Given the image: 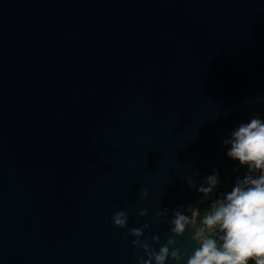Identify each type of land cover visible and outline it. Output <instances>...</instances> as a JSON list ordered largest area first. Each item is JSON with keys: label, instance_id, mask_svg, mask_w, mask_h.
<instances>
[{"label": "water", "instance_id": "water-1", "mask_svg": "<svg viewBox=\"0 0 264 264\" xmlns=\"http://www.w3.org/2000/svg\"><path fill=\"white\" fill-rule=\"evenodd\" d=\"M253 115L264 0H0V264H138Z\"/></svg>", "mask_w": 264, "mask_h": 264}, {"label": "clouds", "instance_id": "clouds-1", "mask_svg": "<svg viewBox=\"0 0 264 264\" xmlns=\"http://www.w3.org/2000/svg\"><path fill=\"white\" fill-rule=\"evenodd\" d=\"M223 144L227 156L247 169L244 176L237 177L231 189L212 199L203 211L192 205L172 210L163 244L159 234L145 235L151 227L148 223L128 229L125 239L134 237L133 247L144 253L137 256L138 264H183L186 254L177 245L189 229L196 247L187 255L186 264H264V119L253 115L241 122ZM219 183V172L205 177L198 187L203 199H209ZM141 195L146 198L147 190ZM147 215V209L138 213L139 217ZM156 215L167 217L169 210L165 208ZM128 220L123 210L114 211L111 217L112 225L119 229L127 228Z\"/></svg>", "mask_w": 264, "mask_h": 264}, {"label": "built area", "instance_id": "built-area-1", "mask_svg": "<svg viewBox=\"0 0 264 264\" xmlns=\"http://www.w3.org/2000/svg\"><path fill=\"white\" fill-rule=\"evenodd\" d=\"M261 119H264V116L258 115ZM213 170L215 172H219L220 174V183L218 187L214 190V193L209 199H203V197H200L198 199L196 206L203 211L204 209L208 208L210 202L212 199H216L220 196L221 193L229 191L231 187L233 186L235 180L237 177H241V171L243 170V167L239 165L238 161H235L230 158V162L227 166L223 167H216Z\"/></svg>", "mask_w": 264, "mask_h": 264}, {"label": "trees", "instance_id": "trees-1", "mask_svg": "<svg viewBox=\"0 0 264 264\" xmlns=\"http://www.w3.org/2000/svg\"><path fill=\"white\" fill-rule=\"evenodd\" d=\"M247 169L246 168H243V170L241 171V177L244 176V174L246 173Z\"/></svg>", "mask_w": 264, "mask_h": 264}]
</instances>
